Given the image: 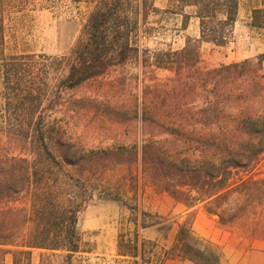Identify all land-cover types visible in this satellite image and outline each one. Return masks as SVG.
Listing matches in <instances>:
<instances>
[{"label": "trees", "instance_id": "1", "mask_svg": "<svg viewBox=\"0 0 264 264\" xmlns=\"http://www.w3.org/2000/svg\"><path fill=\"white\" fill-rule=\"evenodd\" d=\"M74 1L87 2L93 9L66 75L59 80L58 88L65 90L76 89L139 59L141 52L133 34L140 17L146 20L149 14L146 0L134 15L125 8L130 0ZM183 6L197 8L200 38L188 37L181 49L160 50L153 58L143 57L144 68L168 71L171 76L143 81L140 100L136 98L123 113L140 121L142 143L119 151L129 157L128 162L140 165L143 181L157 193H166L187 208L203 204L223 227L243 219L248 224L264 206V177L255 175L264 156V53L256 61L202 68L203 43L223 47L230 42L239 0L219 4L194 0ZM2 14L0 11V85L5 90L22 83V64L28 57L7 53ZM250 25L264 29V7L253 10ZM32 93L13 91L9 99L4 98V113L13 105L15 110L25 111V97ZM40 106L41 100L37 104L34 99L29 102L32 118L28 124L40 135L37 141L41 144L36 146L33 140L24 157L0 154V264L7 254H12L14 264H30L34 249L76 251L78 215L87 206V197L78 201L74 192L65 190L56 169L77 166L85 158L93 160L101 152L107 156L118 153L114 149L88 151L61 135L57 143L62 162L56 161L42 135L45 118L58 107V98L47 99L46 105ZM38 110L39 115H35ZM2 119L7 122L6 116ZM20 119L18 116L14 120L23 130L27 119ZM42 158L54 160L52 169L42 164ZM252 223L241 225L240 235L264 239V224L260 225L258 219ZM177 226L166 258L221 264V247L199 236L191 218ZM141 227L147 228L144 224ZM129 242L136 254L145 244L138 234ZM123 248L120 241V254H126Z\"/></svg>", "mask_w": 264, "mask_h": 264}, {"label": "rangeland", "instance_id": "2", "mask_svg": "<svg viewBox=\"0 0 264 264\" xmlns=\"http://www.w3.org/2000/svg\"><path fill=\"white\" fill-rule=\"evenodd\" d=\"M143 1L130 0L125 8L134 15ZM189 1L194 0H146L149 14L146 20L140 17L133 34L134 44L141 52L139 59L76 89L65 90L58 88L59 80L66 75L67 65L73 60V52L82 38L93 5L74 0H0L5 20V49L11 55L28 57L22 64V83L12 84L5 90L0 85V154L24 157L28 148H32L33 140L34 145L41 144L37 141L40 135L33 133L28 124L32 118L29 102L34 99L37 104L41 100L40 107H44L52 97L58 98V107L45 118L42 136L56 161L62 162L57 143L61 135L88 151H118L112 156L101 152L93 160L85 158L77 166L56 169L59 184L65 190L74 192L78 201L87 197V206L78 215L79 247L76 251L34 249L30 264H69L73 253L78 251L127 256L129 264H158L159 261L151 256L157 242L146 240L153 225H160L163 235L168 236L178 228V223L189 217L193 227L215 225L231 233L234 242L235 237L239 239L241 225H253L256 219L260 225L264 224V206L258 208L257 215L250 217L248 224L243 219L225 227L203 204L187 209L178 206L168 194L157 193L150 183L143 181L140 165L128 162L129 157L119 151L121 147L142 143L140 121L123 113L136 98L140 100L143 81L149 83L171 76L168 71L150 66L144 68L143 57L153 58L160 50L181 49L188 37L200 38L197 8L183 6ZM205 1L219 4L226 0ZM262 7V0H239L238 18L230 42L223 47L203 43L200 66L213 69L247 59L256 61L264 53V29L252 28L250 24L253 10ZM17 89L33 92L25 97L28 103L25 111L15 110L16 105H13L10 112L4 113V98L9 99ZM2 116H6V123ZM18 116L27 119L23 130L14 120ZM53 162L50 158H42V164L48 169H52ZM255 175L264 177V156ZM141 224L147 228L143 229ZM136 234L145 243L137 254L129 242ZM120 241H123L126 254L119 252ZM3 264H14L12 254L6 255Z\"/></svg>", "mask_w": 264, "mask_h": 264}, {"label": "crops", "instance_id": "3", "mask_svg": "<svg viewBox=\"0 0 264 264\" xmlns=\"http://www.w3.org/2000/svg\"><path fill=\"white\" fill-rule=\"evenodd\" d=\"M238 30V29H237ZM236 30V31H237ZM235 31V32H236ZM241 36L237 38V43L240 44ZM178 206L187 207L181 203ZM205 228L201 225H194V230L199 236L211 240L221 246L223 251V259L221 264H264V239H249L239 235V239L235 237L233 242L230 238L231 233L223 232L222 229L216 228L215 225H207ZM147 232L146 240L151 242L156 241L154 252L151 254L152 258L159 261L158 264H193L189 260L180 258H166L165 253L170 249L174 242L177 229L173 233L163 235V231L159 230V226H152ZM240 234V233H239ZM167 237V238H166Z\"/></svg>", "mask_w": 264, "mask_h": 264}, {"label": "built area", "instance_id": "4", "mask_svg": "<svg viewBox=\"0 0 264 264\" xmlns=\"http://www.w3.org/2000/svg\"><path fill=\"white\" fill-rule=\"evenodd\" d=\"M128 257L119 254L74 252L69 264H129Z\"/></svg>", "mask_w": 264, "mask_h": 264}]
</instances>
